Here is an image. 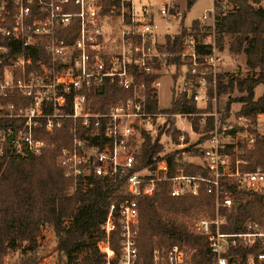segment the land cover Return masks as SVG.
<instances>
[{
	"label": "built area",
	"instance_id": "built-area-1",
	"mask_svg": "<svg viewBox=\"0 0 264 264\" xmlns=\"http://www.w3.org/2000/svg\"><path fill=\"white\" fill-rule=\"evenodd\" d=\"M214 12V6L205 9L199 18L210 20L213 31ZM180 15L175 0H0V119L14 121L0 129V153L5 144L20 157L41 154L54 143L36 134L63 129L66 139L55 146V161L73 190L91 186V177L122 181L127 198L109 205L100 225L104 236L96 243L105 264H138L137 199L155 196L163 182L171 197L197 196L203 188L214 198V217L203 208L187 226L205 237L212 264H264V212L247 216L240 231L223 229L226 214L246 199L241 194L236 202L234 191L264 198V169H248L242 148L264 138V111L224 116L225 109L211 108L222 64L215 36L206 41L185 33L176 53L160 47ZM172 55L176 65L167 61ZM164 77L171 81L166 109L158 105ZM110 87L127 95L102 105ZM152 100L155 111L148 109ZM176 102L179 108L171 111ZM191 103L198 112L182 109ZM158 118L174 119L178 141L153 164H142L143 132H158ZM173 151L177 167L170 174L164 156ZM190 152L192 162L185 158ZM189 164L204 174L185 173ZM115 232L118 263L110 245ZM152 258L153 264H192L177 244L155 247Z\"/></svg>",
	"mask_w": 264,
	"mask_h": 264
},
{
	"label": "trees",
	"instance_id": "trees-1",
	"mask_svg": "<svg viewBox=\"0 0 264 264\" xmlns=\"http://www.w3.org/2000/svg\"><path fill=\"white\" fill-rule=\"evenodd\" d=\"M260 0H213L215 9V30L221 41L222 36L229 35V51L243 52L247 67L253 71L243 78H228L226 84L218 83V93L231 92L236 86L242 95L236 100L242 103L241 110L236 114H251L254 111H264V90L254 99V87L264 85V8L255 7L251 3ZM194 0L188 1V6ZM197 21L192 29L166 35L165 43L160 45L167 51L176 53L181 46L185 33L199 35ZM168 63L176 65L178 58L169 56ZM176 77V76H174ZM221 79V78H220ZM126 91L110 87L105 90L102 105L107 100L125 97ZM228 99L224 116L230 114ZM155 100L148 109L156 110ZM179 103H173L171 111H176ZM183 110L198 112L194 103L185 105ZM12 119H0V129L12 125ZM194 127L196 120H194ZM164 136L177 142L178 131L175 123L169 121V126L162 128ZM63 130V129H62ZM62 130H54L52 135L41 131L37 137L53 138L60 145L65 142L66 134ZM145 137L139 159L142 164H153V158L165 150L160 141V131L155 137L144 131ZM205 137L201 138V141ZM56 145V146H58ZM256 149L245 155L249 164L248 169L260 165L264 169V138L256 139ZM190 149V148H187ZM55 148L44 150L41 154L20 157L10 153L7 146L0 153V253L5 248L19 249V259L13 264H40L41 257L37 255V238L39 226L48 222L56 238V250L65 259V264H105L103 255L96 243L104 236L101 223L104 221L108 207L112 202H119L127 195L124 193L122 181H108L101 177H91V186L76 187L72 193L68 188L72 185L65 177L62 168L55 161ZM199 153L198 149L194 150ZM170 164V174L175 173L177 163L175 152L164 156ZM153 168V165H152ZM185 173L204 174L198 166L189 164ZM169 184L162 183L161 191L152 197H140L138 203V234L136 245L140 264H153L152 252L157 246L169 247L172 244L189 252L192 264H212L213 260L207 248L205 237L189 231L187 225L174 218L175 215L188 214L194 210L206 208L209 216L214 217V198L201 188L197 196L171 197L168 193ZM241 194L246 197L231 213L226 214L228 226L226 231L241 230V221L247 216L258 218L264 212V198L252 192H233L236 202ZM225 212L224 210H222ZM118 233L111 234V246L118 252ZM23 241L26 243L23 244ZM245 251L242 252L244 254ZM81 255L80 262L77 257ZM1 263V257H0Z\"/></svg>",
	"mask_w": 264,
	"mask_h": 264
},
{
	"label": "rangeland",
	"instance_id": "rangeland-1",
	"mask_svg": "<svg viewBox=\"0 0 264 264\" xmlns=\"http://www.w3.org/2000/svg\"><path fill=\"white\" fill-rule=\"evenodd\" d=\"M188 1L190 0H175L176 3V7L177 10L181 13L180 18L176 19L175 21H171L170 22V32H178V31H182L185 28H189V30L192 29L193 23L195 21H197V25L198 27L201 29L199 36H200V40H206L208 41L211 37V39H213L212 36H215V41H216V45L220 48L221 51V56H222V64L221 66V71L218 75V80H217V88H218V83L221 81L222 84H226L227 79L228 78H243L246 75H251V73L253 71H251L247 65H246V57L245 54L243 52L240 53H232L229 51V43H230V36L229 35H224L221 38V41L218 38V34L216 33L215 30V26H214V31L212 30L213 27H211V21L208 20L207 22L203 23L200 21V15L201 13L205 10V9H210L213 7V0H194V2L191 4V6H188ZM251 3L253 4V6L255 7H262L264 8V0H260L259 3H254L251 1ZM215 11V9H214ZM215 14V12H214ZM215 22V21H214ZM215 25V23H214ZM164 28L161 27L160 30H163ZM167 31V30H166ZM221 78V79H220ZM171 81L168 77H164L160 80V84L158 86V105L162 108V109H166L169 108L170 106V92H169V87H170ZM264 90V85L262 84H258L254 87V99H256L257 97H259L262 92ZM242 93L237 91L236 86L234 85V89L229 93V92H223L222 94L218 93V90H216V100L211 99L210 103H211V108L216 107L217 110L219 112H221L223 109H225L226 104L228 99H232L234 101L231 102L230 104V111L232 115L233 113H238L241 108H242V103L237 101L236 99L239 98V96H241ZM199 106H204L203 104L199 103ZM173 118V117H171ZM232 118V117H231ZM168 122L161 121L160 118H158L157 120V124H160V141L164 144L165 146V152L171 151L173 150L175 147V145L173 144V140L170 138V136L165 137L163 135V127L161 125L165 124H169V121H173L174 119H168ZM232 122L230 121L229 124H231ZM156 127V126H155ZM177 130V129H176ZM158 131V132H159ZM157 130L153 129L152 130V136L155 137L156 134L158 133ZM39 133V132H38ZM52 135V134H50ZM52 137H54L52 135ZM186 137L188 138V140L191 142H194L195 140V135L191 132H187L186 133ZM47 140H49L50 142L54 143L53 146H49L47 149L49 148H55L57 144V140L53 139V138H45ZM3 149L6 147L5 144H3ZM243 150L245 151L243 153V155H248L251 154L255 151L256 149V145L254 146V148H247L245 146L242 147ZM56 153V152H55ZM191 155H185V158L187 159V161H194L195 157H191L193 156V152H190ZM246 158V157H245ZM247 159V158H246ZM260 166V165H257ZM68 192L72 193L73 192V188L72 186H70L68 188ZM200 211H191L190 213L186 214V215H175L174 218H176L178 221L183 222L184 224H187V226H191L192 222L194 220V217L196 215H199ZM39 235L37 238V255L39 257H41L40 260V264H65V259L64 257L61 255V253H59L55 248H56V238L54 235V230L52 228V226L48 223V222H43L40 226H39ZM118 236V235H117ZM111 237V236H110ZM119 238V236H118ZM26 243L25 241H23V244ZM110 245H111V241H110ZM118 245V252L115 251L114 249V253H115V259H114V263H118V258L120 256L121 250L119 247V242L117 243ZM137 246V245H136ZM160 248H166L164 246H157ZM138 250V248H137ZM102 255L103 253L101 251H99ZM20 256V250L15 249H8L5 248L4 250L1 251L0 253V257H1V263L0 264H13L14 262H16L19 259ZM139 257V254H138ZM104 261H105V257L103 255ZM81 260V255H79L76 259L77 262H80ZM138 264H140V261L138 259Z\"/></svg>",
	"mask_w": 264,
	"mask_h": 264
}]
</instances>
